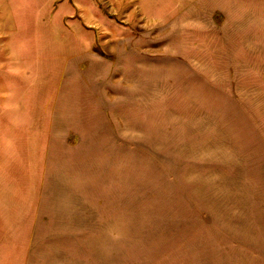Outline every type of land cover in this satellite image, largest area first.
I'll list each match as a JSON object with an SVG mask.
<instances>
[{
  "label": "rangeland",
  "instance_id": "374dc122",
  "mask_svg": "<svg viewBox=\"0 0 264 264\" xmlns=\"http://www.w3.org/2000/svg\"><path fill=\"white\" fill-rule=\"evenodd\" d=\"M0 264H264V0H0Z\"/></svg>",
  "mask_w": 264,
  "mask_h": 264
}]
</instances>
